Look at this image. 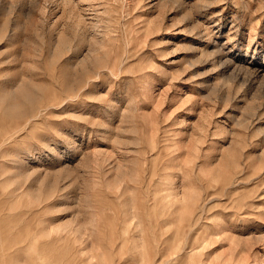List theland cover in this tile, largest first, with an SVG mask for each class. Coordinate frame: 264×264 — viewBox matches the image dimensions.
<instances>
[{
  "label": "rangeland",
  "instance_id": "rangeland-1",
  "mask_svg": "<svg viewBox=\"0 0 264 264\" xmlns=\"http://www.w3.org/2000/svg\"><path fill=\"white\" fill-rule=\"evenodd\" d=\"M0 264H264V0H0Z\"/></svg>",
  "mask_w": 264,
  "mask_h": 264
}]
</instances>
